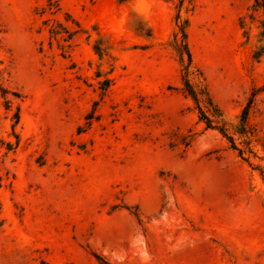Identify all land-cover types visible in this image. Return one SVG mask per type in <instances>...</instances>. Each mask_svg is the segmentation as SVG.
Here are the masks:
<instances>
[{
    "label": "rangeland",
    "instance_id": "1",
    "mask_svg": "<svg viewBox=\"0 0 264 264\" xmlns=\"http://www.w3.org/2000/svg\"><path fill=\"white\" fill-rule=\"evenodd\" d=\"M177 4L0 0V264H264V91L240 121L264 81L262 14L253 0L179 13L234 148L183 92Z\"/></svg>",
    "mask_w": 264,
    "mask_h": 264
},
{
    "label": "trees",
    "instance_id": "2",
    "mask_svg": "<svg viewBox=\"0 0 264 264\" xmlns=\"http://www.w3.org/2000/svg\"><path fill=\"white\" fill-rule=\"evenodd\" d=\"M193 0H178L177 7L179 11L176 16V21L178 22V31L174 34V41L176 51L179 56V63L182 69V89L183 92L190 97V99L194 102L196 108L198 109V117L199 120L203 121L206 127L218 128L220 132L228 138L231 142L232 146L235 148L232 137L226 135L225 130L222 125H220L222 119V112L219 107L213 102L209 92L207 90V86L204 82V77H202V73L198 68H196L192 63L191 53L188 48V44L186 41V26L188 24V19L185 18L183 21H179V13L181 8L188 9L189 6H192ZM251 8L255 11H260L262 17L259 19V33L257 44L254 46V50L252 53V57L255 59H259L264 52V0H253V4ZM68 16V15H67ZM134 30L141 36L150 37L151 29L149 25L143 20L141 17L135 15V17L131 21ZM76 24V23H75ZM74 31H70L64 24L61 22H56L55 25H51L49 27V34L51 37L56 38L58 35L61 36L63 41L68 42L71 39V36ZM64 47V46H62ZM109 45H103L102 38H98L95 40L93 45V50L98 57H102L105 54V49H108ZM193 74L195 78H198V84H194L190 81L189 76ZM96 76H102L101 71H97ZM112 79L109 77H104L99 83L101 88L105 90L110 85ZM264 91V81L262 85L258 87H253L250 95L248 97V101L246 105L243 107L240 121L241 123L245 121L247 112L251 103L254 101L256 95L260 92ZM203 105V106H202ZM208 114V115H207ZM210 115V116H209ZM15 119H18V111L14 114ZM243 124V123H242ZM11 145V144H9ZM98 256V255H95Z\"/></svg>",
    "mask_w": 264,
    "mask_h": 264
}]
</instances>
